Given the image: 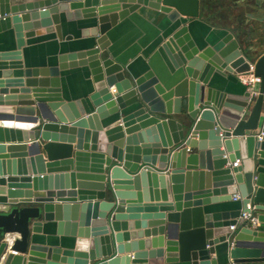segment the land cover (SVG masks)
<instances>
[{"label": "water", "instance_id": "obj_1", "mask_svg": "<svg viewBox=\"0 0 264 264\" xmlns=\"http://www.w3.org/2000/svg\"><path fill=\"white\" fill-rule=\"evenodd\" d=\"M145 8L165 15L155 45L173 70L135 76L109 34ZM199 9L0 0V34L14 42L0 50V257L6 237L16 251L2 264L264 263V53L255 60L230 31L194 39ZM50 34L78 48L26 65L27 41ZM251 64L255 96L228 79ZM76 68L89 73L81 92L63 83Z\"/></svg>", "mask_w": 264, "mask_h": 264}, {"label": "crops", "instance_id": "obj_2", "mask_svg": "<svg viewBox=\"0 0 264 264\" xmlns=\"http://www.w3.org/2000/svg\"><path fill=\"white\" fill-rule=\"evenodd\" d=\"M140 12L142 14L135 12L119 22L112 34H109L114 56L128 65L135 76L147 69H153L157 75H160L162 69L172 71V65L164 53L157 52L155 45L165 32L167 20L164 13L150 8ZM188 26L194 39L199 41L204 36L213 41L230 31L253 52L255 60L264 53V0H200L199 18L189 22ZM72 33L74 37H79L77 27L65 23L64 34ZM13 43L11 31L0 34V50L13 48ZM77 43L78 41H60L54 34L29 39L24 48L25 63L33 66L54 64L59 53L75 49ZM88 78L86 68H76L66 73L63 83L74 92H81L87 85ZM228 79H235L241 90L245 88L238 76H228ZM236 202L233 199L228 204L236 205Z\"/></svg>", "mask_w": 264, "mask_h": 264}, {"label": "built area", "instance_id": "obj_3", "mask_svg": "<svg viewBox=\"0 0 264 264\" xmlns=\"http://www.w3.org/2000/svg\"><path fill=\"white\" fill-rule=\"evenodd\" d=\"M239 80L242 84H244L246 86L247 90L251 93V96H255L257 94L258 84H259L260 78L256 75H254V67L252 64L250 65L248 72L239 76ZM254 132H255L254 136L258 140H261L262 136L264 135V116L259 120V124H258V126ZM237 163H238V160L236 162H234L233 165H237ZM238 197H239L238 194H233L232 198L234 200H237ZM246 209L247 210L251 209V206L249 203L246 204ZM250 216L251 215L248 211H242V213H241L242 218H247ZM250 223L252 226L258 225L257 218L255 216L251 217ZM231 228H233V226H231ZM14 236L5 238V240L7 242V248L5 249V251L2 253V255L0 257V264L3 263L7 252H12L13 254H16V251L11 250V246H12V243H13L14 238H15Z\"/></svg>", "mask_w": 264, "mask_h": 264}]
</instances>
